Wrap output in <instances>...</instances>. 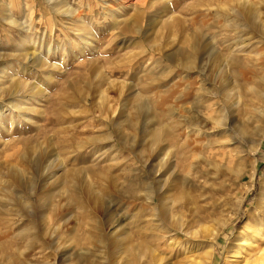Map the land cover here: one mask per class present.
I'll list each match as a JSON object with an SVG mask.
<instances>
[{
    "label": "rangeland",
    "instance_id": "obj_1",
    "mask_svg": "<svg viewBox=\"0 0 264 264\" xmlns=\"http://www.w3.org/2000/svg\"><path fill=\"white\" fill-rule=\"evenodd\" d=\"M237 1L248 2L0 0V264H73L63 261L77 250L70 249L72 238L86 229L97 232L117 216L129 233L141 228L150 242L152 258L146 254L133 264H244L250 250L264 247V139L258 144L264 128V30L249 24L238 35L250 43L231 46L239 36L230 25L241 23ZM248 3L264 13L261 0ZM197 35L209 52L224 55L226 64L237 59L239 67L228 77L241 91L235 93L227 128L204 138L180 132L183 169L173 158L169 172L175 170L162 178L171 176L163 190L179 197L172 202L179 223L160 229L130 197L133 190L151 188L158 167L150 164L158 166L164 158L155 159L150 135L142 132L157 127L154 119L171 133L168 111L176 92L181 99L175 103L184 104L183 41ZM203 63L211 66L207 56ZM189 77L199 79L194 73ZM140 105L150 110L146 119L133 116ZM122 111L120 121L135 119L142 134L139 125L136 132L114 127L111 120ZM164 146L173 154L171 141ZM83 169L95 175L82 180L86 196L69 173ZM96 195L113 203L108 215L90 217L87 199ZM105 243L85 244L92 255L107 254L90 259L122 264L120 252L128 244Z\"/></svg>",
    "mask_w": 264,
    "mask_h": 264
},
{
    "label": "bare ground",
    "instance_id": "obj_2",
    "mask_svg": "<svg viewBox=\"0 0 264 264\" xmlns=\"http://www.w3.org/2000/svg\"><path fill=\"white\" fill-rule=\"evenodd\" d=\"M230 1L231 0H229V2ZM237 2H238V4H237ZM237 2H235V3L239 7L238 10H241V12L238 11L240 13V15H239V13L237 11H235V9H234L233 15L237 14V15L241 16V18H238L239 21H241V23L238 22V20H237V21H234L232 25H230V26H232L231 28H232V30H234L236 35H238L239 32H241V31L244 32V30L248 28L249 24H252L253 27L258 28L259 30H264V16H263L264 13L262 14L261 13L262 11H260L259 8L255 7V4L248 3L249 0L247 3L242 2V1H240V2L237 1ZM259 5L264 7V0H261V3ZM234 8H236V7H234ZM262 10H264V9H262ZM231 14H232V12H231ZM231 17H233V16H231ZM183 33H185V32H183ZM249 40L250 39H247V38L242 39L241 36H239L238 39L235 40L231 44V46L232 45L236 46L238 44H241L242 47L245 45L247 46ZM202 41L203 40H201L199 38V36L198 37H196V36L195 37H188V39H185L183 41V43L185 44V47L183 48V52L182 51L181 52L184 54L183 55L184 57L182 56L183 61L181 60L182 64L180 67L185 71L184 80L181 83L182 84L181 85V88H182L181 95H184V98H182V99H184V104L180 106L179 104L177 105V103H175L181 99V97L179 96V92L178 93L176 92L175 95L173 96L174 103L171 104L172 106L170 107V110L168 111L169 116L173 117V126H172L171 133L168 130L169 128L166 130L167 127L166 128L164 127L166 125L162 126L157 121H153L154 119L152 120L151 123H154L157 127L154 129L152 128V130L150 129L149 131L142 132V133H146V134L150 135V140L153 142V144H154L153 146H155V155H154L155 159L158 158L159 156H163L164 158L160 159L158 166L150 164V167L152 169H155L156 167H158L154 172L155 174L153 173L155 176H153V179H150V180H152L150 182L151 185L149 184L151 188L149 190L147 189V191L144 190L143 193L140 192L139 190H133L134 191L133 195L130 197L132 199L139 200L146 207L147 210H144V213H146L147 216L150 217L151 219H154L152 221L155 224L157 223V227L160 229H165V227H168L169 225L175 226V225H178V223H179V221H178L179 216L177 215L174 207H172V202L177 203L176 200L179 199V197L176 196L177 199H175L176 198L175 195L174 196L172 195L173 197L171 195L169 196L168 193L170 191H168V193H167V191H165L166 189L163 190V188H165V186H167L166 182L170 179L171 176L170 175H169L170 177L167 176V178L164 179L165 182H163L162 178H163V176H166L168 174H172L171 172L175 169H172L171 172H169V170H171V168L175 165L177 166V168L179 167V168L183 169L182 163H183V159L186 158V152L185 153L183 152V154L179 153V150L183 149V146H184V142L181 143L180 142L181 139H179V137H181L180 132H182V129L186 130L185 138H190L192 134H195L197 137L202 136L204 138V137H209L211 134L214 133V131H216L220 128L221 129L227 128L228 122H229L228 121L229 111L230 110L232 111L231 108L233 107L234 100L238 97V96H235V93L237 92V90H239V92L241 91L240 86H236L235 82L231 81L230 78L228 77V73L231 75H235L236 70H234V69L239 67L238 63H237V59L236 60L231 59L232 62L226 64V61L223 58L224 55L223 56L219 55L220 53L215 54L212 51L209 52L210 47L208 48L207 45L202 44L201 43ZM239 47H241V46H239ZM207 48H208V50H207ZM239 52L240 51H238V53ZM205 56H207V58L211 62V66H210L211 69L209 66L207 68V65H205V63H203ZM212 69L215 70L214 75H212V72H213ZM193 73L197 75V78L199 77V79L197 81L194 80L195 78L193 80H190L189 75L193 74ZM175 91H178V89ZM234 96L236 98H234ZM105 100H106V98H105ZM146 107L147 106H143V105L136 107L134 114L132 113L133 116L135 115L136 118H138L140 116L145 118L146 116H148L149 115L148 111H150V110L147 111L146 109L148 107L147 108ZM123 111L120 113V116L118 118H114L113 120H111V121H113L114 127L116 128L117 126L118 127L124 126L128 129H131L133 127L132 129L135 131V129H134L135 126L137 127L139 125L137 127L138 128L137 130H138V133L142 134L141 131L139 130L140 124L137 123L135 119L130 120L128 117L129 120L123 119V121H120L122 119L121 115H122V113H124ZM182 113H184V115H182ZM155 119H156V117H155ZM182 122H185V125L188 124V126H183ZM151 123H149V124H151ZM169 127H170V125H169ZM146 128L147 127H145L144 129H146ZM120 131H121V129H120ZM135 132H134V134H135ZM142 137L144 138L143 135H142ZM258 137H259L258 144H260L264 139V128L259 131ZM121 138L122 137H120V135L117 134V141H119L123 145V141L121 140ZM102 139H103V137H102ZM102 139H100V140H102ZM97 141H99V140H97ZM167 141H171L173 143V152H172L173 154L170 153L171 148L166 149V147L164 146V144L167 143ZM112 148H114V147H112ZM116 152H117V150H116ZM150 154H151V152H150ZM173 158H175V165H173V163H174L172 160ZM149 161H151V160H149ZM163 162H165V166L166 165L167 166L165 168V172L162 174L163 165H164ZM61 164H62V162H61ZM83 170L84 171H78V172L72 171V173L69 172L70 176L73 177V180L76 181V184L78 185V187L81 185V187L79 189H77L80 191L81 194H84L82 192H85L84 187H82V184H83L82 180L85 181L86 178L90 177V176H87V174L89 173L87 171L88 169H83ZM166 173H168V174H166ZM93 176L95 177V175H93ZM92 177H90V178H92ZM99 178H100V176H99ZM109 178L106 177V179H105V180H107V183H108ZM145 178H147V177L145 176ZM149 178H151V177H149ZM59 180H58V182H59ZM100 180L102 181V178H100ZM105 180L103 182H105ZM173 181H174V179H173ZM173 181H172V183H173ZM112 182H114V181L112 180ZM162 182L164 183V185H162ZM109 187L112 188L113 187L112 184ZM109 187L106 188V190H108ZM119 187H120V185H119ZM171 187L174 188L175 185L171 184ZM73 188H76V187L73 186ZM85 188H87V187H85ZM87 190H86V193H88ZM110 191L112 192V190H110ZM113 191H114V189H113ZM91 193L93 194V192H91ZM109 194L106 193V195H109ZM31 195H32V192H31ZM84 195H83V198L86 196V195L85 196ZM89 198L88 199L86 198V199L88 200V205H90V207L92 206L90 208L92 210L90 217L92 215H93V218L100 217V216H106L112 211L111 208L113 207V205H112L113 203L111 201H110L111 203H109V202L105 203L103 201V199L105 198V195H104V198L101 197L100 195L99 196L96 195L92 199H89ZM85 204H86V202H85ZM163 208H165V209H163ZM89 212H90V210H89ZM83 218H84V216H83ZM121 222H122V218L120 216L119 217L117 216L116 219L108 218L107 220L102 222L101 225H98L99 226L98 229L95 228L97 230V232L92 233L93 229H91L89 231H86L87 230L86 229L84 233L82 232L83 235H81V236L79 235L80 237L72 238L70 235L69 238H72L73 242H74V246H71L70 249L71 250L77 249V250H76V252L73 251L74 253H72L71 255L65 257L66 259H63V261L72 260V261H74L73 264H102V263H99V261H97V260L96 261L91 260L92 258L90 259V256L95 257L96 255H92L94 253L89 252V249H86V247H85V244H93V242L94 243L98 242L99 244L101 243V244H103V247H104V245L106 246L105 242L111 243L113 246H115V245H121V246L125 245L126 246V244H128L127 247L124 250H122V252H120L121 255L124 254L123 256H125V258L122 259L123 260L122 264H133L135 262L136 258H142V256H146V254L148 255V257H151L153 251H151L149 246H148V243H150V242H147L144 239V237L147 236L146 234L144 235L145 231H143V230H141V228H139L138 231L132 230V233H129L128 230L126 229V227L121 224ZM87 226H88V223H87ZM98 226H96V227H98ZM258 231H257V228H255V229H253V232H252V234L254 236V241L257 244L262 242V239H259L256 237L257 235L260 234ZM217 232H219V231H217ZM56 236H58V235H56ZM211 236L213 237V239H215L217 234L216 233L215 234L210 233V237ZM66 237H64V239ZM260 237L262 238V236H260ZM56 238L57 237H53V233L51 235L49 234V236H48V240L51 241V244L54 243ZM250 239H251V237H250ZM241 240L243 241V239H241ZM245 240L246 241H243V242L247 243L248 239H245ZM130 241L132 242V244L129 243ZM243 245H241V246H243ZM262 245L263 244L261 243V245L259 244V246L254 248L255 250L253 252L251 250H250V253L248 252L251 255L247 256L248 258L244 259V264H264V247ZM239 248H240V246H239ZM35 250H36V248H35ZM41 252H43V251H41ZM21 254L22 253L17 254L18 259H20ZM149 254H151V256H149ZM236 254H234V255H236ZM106 255H102L101 257H98L99 256L98 255V256H96V258H100V259L105 258ZM206 255L210 257L209 252H206ZM36 256H38V255L36 254ZM40 256L41 255H39V257ZM57 257L59 258V256H57ZM33 258H32V260H33ZM52 258H54V257H52ZM36 261H35V263H36ZM40 262H41V260H40ZM21 263H23V262H21ZM37 263H38V261H37ZM60 264H62V261ZM68 264H70V263H68Z\"/></svg>",
    "mask_w": 264,
    "mask_h": 264
}]
</instances>
